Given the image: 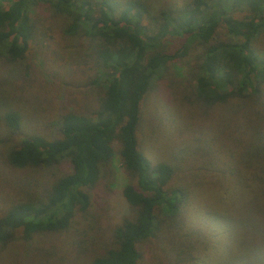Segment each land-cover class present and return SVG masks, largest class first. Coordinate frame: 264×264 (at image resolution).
I'll use <instances>...</instances> for the list:
<instances>
[{
  "label": "rangeland",
  "instance_id": "1",
  "mask_svg": "<svg viewBox=\"0 0 264 264\" xmlns=\"http://www.w3.org/2000/svg\"><path fill=\"white\" fill-rule=\"evenodd\" d=\"M32 18L34 34L23 56L15 61L0 57V215L17 202L38 197L48 179L71 170L69 162L49 168L12 166L7 160L11 146L26 132L49 133L63 112L91 113L105 89V81L96 79L101 68L88 58L94 51L89 37L65 34L68 20L47 4L37 5ZM182 41L168 35L163 49L173 52ZM253 45L264 52V32ZM201 49V44H189L186 54L153 81L140 104L138 148L151 162L173 166L167 189H179L183 197L178 212L158 214L155 234L137 244L139 264H264V142L251 129L264 120L251 113L259 123L249 127L237 111L238 98L212 106L195 98L191 77ZM8 111L21 115V131L7 128ZM112 144L109 165L86 188L91 204L79 213L84 223L69 232L72 240L84 242L65 253V232L27 241L18 232L10 243L0 244V264H88L110 244L112 229L134 216L122 189L135 184L121 161L120 143ZM251 150L259 154L251 157L253 164Z\"/></svg>",
  "mask_w": 264,
  "mask_h": 264
},
{
  "label": "trees",
  "instance_id": "2",
  "mask_svg": "<svg viewBox=\"0 0 264 264\" xmlns=\"http://www.w3.org/2000/svg\"><path fill=\"white\" fill-rule=\"evenodd\" d=\"M41 3L68 20L65 34L91 39L94 51L88 58L101 68L96 79L105 81V89L91 113L63 112L51 132H26L8 150L12 166L49 168L69 162L71 170L48 179L38 197L0 215V244L10 243L18 232L24 241L65 232V253L83 243L69 232L84 223L79 213L91 204L86 188L106 170L117 140L125 171L135 182L122 189L134 216L112 229L110 244L88 264H139L137 244L155 234L158 214L178 212L183 197L179 189H167L173 166L151 162L138 148L140 104L168 63L183 57L189 44H201L191 77L195 98L210 106L238 98L236 110L249 127L264 120V52L253 45L264 32V0H0V57L15 61L23 56L34 34L32 13ZM168 35L184 39L173 52L163 49ZM4 120L9 130L21 131L18 112L8 111ZM251 129L264 142V125ZM251 152L253 164L259 154Z\"/></svg>",
  "mask_w": 264,
  "mask_h": 264
}]
</instances>
